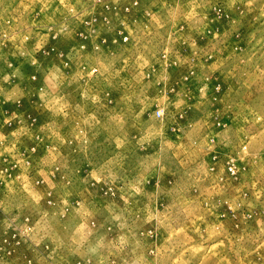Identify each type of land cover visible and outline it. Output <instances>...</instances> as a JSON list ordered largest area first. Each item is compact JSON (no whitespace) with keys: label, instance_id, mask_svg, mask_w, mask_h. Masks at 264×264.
I'll return each instance as SVG.
<instances>
[{"label":"rangeland","instance_id":"obj_1","mask_svg":"<svg viewBox=\"0 0 264 264\" xmlns=\"http://www.w3.org/2000/svg\"><path fill=\"white\" fill-rule=\"evenodd\" d=\"M0 264H264V0H0Z\"/></svg>","mask_w":264,"mask_h":264}]
</instances>
